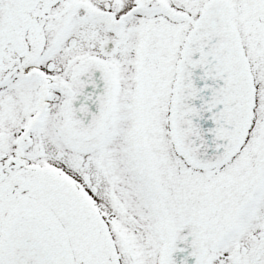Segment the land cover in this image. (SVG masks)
Here are the masks:
<instances>
[{
  "label": "snow or ice",
  "instance_id": "snow-or-ice-1",
  "mask_svg": "<svg viewBox=\"0 0 264 264\" xmlns=\"http://www.w3.org/2000/svg\"><path fill=\"white\" fill-rule=\"evenodd\" d=\"M0 264H264V0H0Z\"/></svg>",
  "mask_w": 264,
  "mask_h": 264
}]
</instances>
